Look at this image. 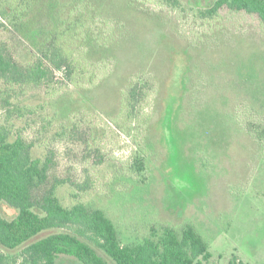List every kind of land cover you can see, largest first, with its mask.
Returning <instances> with one entry per match:
<instances>
[{
	"label": "rangeland",
	"instance_id": "1",
	"mask_svg": "<svg viewBox=\"0 0 264 264\" xmlns=\"http://www.w3.org/2000/svg\"><path fill=\"white\" fill-rule=\"evenodd\" d=\"M94 1L90 36L99 41L116 29L120 44L106 60L87 58V33L80 29L76 88L65 83L57 97L38 92L25 101L48 102L25 136L35 138V155L53 159L51 181H66L58 192L63 204L102 209L125 245L141 243L153 229L180 232L190 224L208 243L210 264H229L234 256L241 264H264L262 24L228 10L201 17L216 0H179L177 8L163 0H110L102 12ZM0 42L22 61L33 51L14 33L0 31ZM133 84L144 94L137 108L129 114L123 95L107 110L124 130L81 99L72 123L62 125L65 94L79 98L92 89V101L102 94L112 99ZM46 116H57L48 133ZM137 156L146 160L142 173L133 168ZM86 180L91 189L81 192L77 186ZM1 213L16 216L5 204ZM59 264L80 263L62 258Z\"/></svg>",
	"mask_w": 264,
	"mask_h": 264
},
{
	"label": "trees",
	"instance_id": "2",
	"mask_svg": "<svg viewBox=\"0 0 264 264\" xmlns=\"http://www.w3.org/2000/svg\"><path fill=\"white\" fill-rule=\"evenodd\" d=\"M163 1L173 8L180 5L179 0ZM100 2L97 6L102 12L111 1ZM95 4L94 0H0V31L14 33L33 48L22 61L8 42H0V264H59L62 258L80 264H210L214 259L210 247L190 224L180 232L171 227L153 229L141 243L125 245L116 224L102 209L84 203L65 206L58 192L66 181H51L53 159L35 155V138L25 136L33 117L46 112L48 106V102L25 103L31 94L46 92L47 97H57L55 92L65 83L76 88L80 29L87 33L83 52L87 58H107L108 51L120 44L116 29L100 37V43L90 36L88 21L95 17L91 12L97 14ZM81 9L88 14H75ZM224 10L254 16L264 28V0H216L200 14L214 18ZM109 81H102L101 88ZM120 89L112 99L102 94L94 101L92 89L80 92L79 98L65 94L59 99L66 109L62 125L72 123L79 99L91 110L96 112L93 107L97 106L110 115L107 110L115 108L125 95L132 113L144 94L139 84L129 86L125 94ZM56 120L57 116H46L44 131L48 133ZM117 127L124 130L118 122ZM145 166V158L137 156L133 168L142 173ZM77 187L89 191L91 182L86 180ZM3 204L16 211L13 219L3 217ZM229 264L241 262L234 256Z\"/></svg>",
	"mask_w": 264,
	"mask_h": 264
}]
</instances>
